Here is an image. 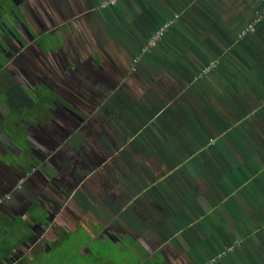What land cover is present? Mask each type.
Returning a JSON list of instances; mask_svg holds the SVG:
<instances>
[{"label": "flooded vegetation", "instance_id": "obj_1", "mask_svg": "<svg viewBox=\"0 0 264 264\" xmlns=\"http://www.w3.org/2000/svg\"><path fill=\"white\" fill-rule=\"evenodd\" d=\"M6 1L13 6L0 0L7 9L0 16V264H178L171 253L178 249L156 239L155 212L138 201L127 206L125 159L101 134L106 116H93V101L75 87L81 72L96 79L92 53L100 71L109 68L107 45L91 32L93 13L79 17L72 0L65 7ZM125 65L131 72L132 62Z\"/></svg>", "mask_w": 264, "mask_h": 264}, {"label": "crops", "instance_id": "obj_2", "mask_svg": "<svg viewBox=\"0 0 264 264\" xmlns=\"http://www.w3.org/2000/svg\"><path fill=\"white\" fill-rule=\"evenodd\" d=\"M103 1L71 3L79 17L94 14L93 26L102 29V44L122 62L119 65L113 59L111 69H127L125 63L133 64L136 58L138 64L145 63L149 52L142 54V48L162 24L173 21L157 46L170 60V75L158 79L166 82L168 77L174 94L186 90L194 93L192 89L198 86L199 108L215 119L217 127L214 156L199 162L197 195H213L222 208L221 218L230 216L237 222L234 230L247 239L245 264H264V235H258L264 232V17L255 33L239 37L262 15L264 2L117 0L116 6L96 13ZM65 3L61 0L60 4L65 7ZM82 23L87 28V23ZM128 52L132 61L127 58ZM212 65L210 72L203 74ZM131 83L132 79L126 82ZM207 210L205 207L203 213H213L218 219V213ZM232 239L235 236L220 238V251L232 245ZM231 255L224 260L226 264H244L241 256L238 261Z\"/></svg>", "mask_w": 264, "mask_h": 264}, {"label": "rangeland", "instance_id": "obj_3", "mask_svg": "<svg viewBox=\"0 0 264 264\" xmlns=\"http://www.w3.org/2000/svg\"><path fill=\"white\" fill-rule=\"evenodd\" d=\"M5 3L7 5L8 1ZM102 4L96 13L108 8ZM8 5L13 6V2ZM6 11L5 7L0 9V16L6 17ZM92 16L94 18V14ZM98 20L97 25H102L101 19ZM91 32L102 43V29L94 25ZM40 42H44V48L48 46L46 39ZM103 51L108 70L100 71L97 56L96 63L89 61L96 79L92 81L88 72H81L82 84L77 83L75 87L86 99L93 101V116L95 112L106 116L107 128L103 129L102 124L101 134L107 132L106 140L115 143L112 151L120 152L125 159L120 164L124 168L122 181L126 184L123 188L127 206L138 201L155 212L156 239L160 243L168 241L169 246L178 249V252L171 251L175 263L211 264L215 260L213 264H224L232 254L238 261L241 256L245 264L247 239L240 238L234 230L237 222L230 216L225 218L226 221L221 218L222 208L213 195L207 193L202 198L197 195L199 162L214 156L216 139L213 136L217 129L215 119L199 108L198 86L192 89L195 94L189 90L178 94L170 91L169 78L166 77V82L158 79L161 75H170V60L157 47L149 51L145 63L133 62L131 72L126 68L111 72V65H115L113 59L119 65L122 62L115 57L114 51L112 54L108 48ZM127 58L132 61L130 52ZM130 79L132 83L126 84ZM79 102L84 104L81 97ZM110 158L113 160L114 155ZM205 198L208 201L201 202ZM205 202L212 204L206 206ZM205 207L208 212L218 213V219L213 213H203ZM263 233L261 230L258 235L262 238ZM234 236L235 239L230 241L232 245L220 251V238ZM107 261L108 264L117 263L111 259ZM127 261L131 263L129 259Z\"/></svg>", "mask_w": 264, "mask_h": 264}, {"label": "built area", "instance_id": "obj_4", "mask_svg": "<svg viewBox=\"0 0 264 264\" xmlns=\"http://www.w3.org/2000/svg\"><path fill=\"white\" fill-rule=\"evenodd\" d=\"M264 2V0H262ZM117 4V0H105L102 4V6L104 7H114ZM264 17V12L262 13L261 16H259L258 18H256V20L249 25L248 27H246L245 29H243L240 34L239 37L240 39H243L245 36H247L248 34L251 33H255L256 32V27L259 24V22L261 21V19ZM176 19L178 18L177 16L175 17ZM173 24V21H167L164 24H162L152 35V37L148 40V42L146 43V45L142 48V54H146L149 51L153 50L154 48H156L159 43L165 38L166 34L168 33V31L170 30L171 26ZM139 62V58L134 59V63H138ZM135 66V65H134ZM215 65H212L211 67L205 69L206 72L208 73L210 72V70L214 67ZM214 262H216L215 260L211 261V264H213Z\"/></svg>", "mask_w": 264, "mask_h": 264}]
</instances>
